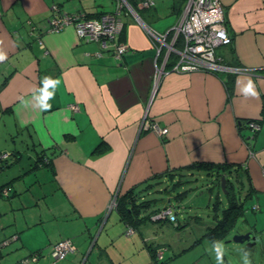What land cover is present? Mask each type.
<instances>
[{
    "label": "crops",
    "instance_id": "1",
    "mask_svg": "<svg viewBox=\"0 0 264 264\" xmlns=\"http://www.w3.org/2000/svg\"><path fill=\"white\" fill-rule=\"evenodd\" d=\"M154 2L148 12H142L146 17H141L142 21L158 32L170 30L175 21L164 30L153 27L158 19ZM219 2L232 42L220 47L223 55L218 54L225 62L234 61L252 70L235 74L230 93L225 72L166 69L154 85L156 45L143 26L128 16H122L124 26L119 34L128 49L120 57L102 50L95 41L80 38L72 26L49 30L48 21L55 12L96 16L111 12L113 0H0V52L7 57L0 62V157L17 156L15 146L23 142L35 152L42 151L50 160L51 167L46 169L55 189L75 219L72 226L57 223L54 229L55 210L48 207L15 227L14 216L1 213L2 236L9 230L23 242L24 231L33 225L32 233L39 241L26 243L27 250L40 251L44 258L52 244L70 239L76 250L58 263L78 264L84 252L107 247L96 239L93 242L94 228L99 239L112 221L111 225L120 227L113 233L107 228V235L122 240L123 226L116 214L111 218L115 207L107 210L110 200L156 176L167 179L168 170L199 162L239 168L253 188L248 199L258 206L256 221L264 220V124L256 133L247 126L248 120L264 116V0ZM45 77L59 81L54 98L48 101L49 111L31 106L37 103L34 97L40 95ZM249 81L258 97L244 95ZM22 99L30 105L25 107ZM72 105L76 109H71ZM144 120L156 122L167 133L160 136L145 129ZM16 176L12 172L0 175V187L11 189L7 199L15 196L16 190H25L30 181L23 177L18 184L12 181ZM9 202L12 211L16 201ZM215 218L213 212L212 222L193 221L201 229L202 241L205 228L213 225ZM177 222L178 229L168 222H147L134 232L143 246L165 248L163 259L169 260L165 264L179 259L180 264H192L182 255L198 244L197 239L185 247L188 241L183 238L188 237L184 232L190 221ZM71 228L72 232L68 231ZM70 232L79 234L83 242L76 244ZM3 256L1 252V264ZM109 258L107 264H114L110 253Z\"/></svg>",
    "mask_w": 264,
    "mask_h": 264
},
{
    "label": "rangeland",
    "instance_id": "2",
    "mask_svg": "<svg viewBox=\"0 0 264 264\" xmlns=\"http://www.w3.org/2000/svg\"><path fill=\"white\" fill-rule=\"evenodd\" d=\"M155 1L156 8L158 9V19L153 23V27L164 30L168 25L175 21L176 14L170 11L171 0ZM221 51L222 49L220 48L216 49V53H222ZM28 144V142H23V144L15 146V149L19 151V153H17L19 157L18 161H16V163L11 165L9 168L5 169L6 171L4 172H12L13 175H17L12 181L18 184H21L20 180L23 177H28L30 181L27 182V188L25 190L24 188L16 190L15 192H17V194L11 197V200L7 199V197H0V215L1 213H4V215H8V213H10L12 218L14 216L16 227L18 222L24 223V221H29L31 215L35 216L43 214L45 208L51 207L55 210L54 214L57 219L54 226L51 227L55 229L57 223H68L72 226L75 219L70 215V210L67 208L62 195H60V193L55 189L56 186L52 181L53 177L50 171L46 169V167L38 166L35 169L32 167L36 161L37 155L40 154V150L35 152ZM14 157L10 156L7 160H14ZM4 172H1L0 175L4 174ZM197 177V179L190 178L191 181L177 185L176 189H173L174 185H176L174 184V181L172 182L167 179L164 180V178L161 177L159 183L153 184L151 188L144 190L143 192L139 190V193L143 194L147 200H152V206L150 208H158L161 206L163 201L166 200L167 195L171 197L172 193L176 194L177 192L186 190L183 197L181 196L178 201L174 200V197L171 198L172 213L177 217V220L180 223L184 220L190 221L189 227L184 232L185 236L188 237L183 238V240L188 241V243L184 244V246L186 247L187 245H190L196 239L198 244L182 256H184L186 260L190 261L192 264H205V262L216 264L215 254L212 252L213 243L209 242L205 237H203V241L201 238L199 239V237L202 236L199 234L201 229L197 227L198 223L195 224L193 221H195L194 218L196 217L203 221H212V203L215 201V198L217 197L220 201L218 210L219 214L220 211L227 206V200L223 191L218 189V186H211V189H207L211 183L206 176L200 177L197 175ZM241 177L244 186H246L244 178L245 175L242 174ZM183 179L187 180L188 178L183 177ZM169 193L171 194L169 195ZM252 200V198H249L244 201L246 211L236 222L235 227L228 236V239H226V241L232 239L235 233H250V238L254 239L253 242L251 241L252 245L247 246L250 241H245L243 243H236L233 241L226 243V241H221L224 246V264H244L243 254L245 251L249 253L250 264H264V220L257 223L256 219L259 215L257 216V211L250 209ZM9 201H16L12 211L9 210L11 208ZM113 207H116V200ZM150 208L145 210L144 213H150ZM107 214L108 213H106V216ZM114 214L116 213L112 211L111 218H114ZM4 215H2V217ZM111 223L112 221L102 230L99 239L96 235V228L91 231V237L94 236V239H96L99 245L106 244L107 246L106 248H102L100 250L101 255L100 252L97 251V247H95L90 254L84 252V257H79L78 264H107L110 259L109 253L114 258V264H154L150 262L147 251L143 246L138 233L133 232L132 234L127 235L121 231V236L123 238L130 239V237L133 236L129 242H126L123 238L121 240L118 236L110 238V236L107 235V228L110 233H113L117 226L120 227L118 224L115 225L114 223V225H111ZM34 227L35 226L31 225L24 231L26 236L24 237L23 242L22 240H17L16 235L12 234L11 236V231L9 230L2 232L3 236L0 234V242L7 241L6 245L1 248V252L4 255L2 257V264H59L58 262H53L49 253H44V258H40L38 262L30 261V258L33 256L35 250H27L26 243L39 241L36 233H32ZM45 227L50 226L46 225ZM68 231L72 232V228ZM37 232L41 234L42 230ZM71 232L69 234L74 236L73 239L76 244L83 242V238L80 239L81 236L79 234ZM145 235H147V233ZM85 240H87V243L90 244L89 239ZM133 242H135V244H133ZM170 254H172V252H170ZM85 258L87 259L86 261ZM44 259L46 261L49 259V261L43 262ZM179 260L174 264H180L182 259ZM168 261L169 260L167 259L165 263Z\"/></svg>",
    "mask_w": 264,
    "mask_h": 264
},
{
    "label": "built area",
    "instance_id": "3",
    "mask_svg": "<svg viewBox=\"0 0 264 264\" xmlns=\"http://www.w3.org/2000/svg\"><path fill=\"white\" fill-rule=\"evenodd\" d=\"M153 6V0H137L136 4L137 9H150ZM136 8L132 6L130 0H113L111 12L96 16H89L84 12H55L48 21L49 30L58 31L66 26H72L80 38L86 41H95L102 50L112 51L115 57H120L127 51V46L118 40L124 25L122 16L128 15L140 23L141 17ZM143 28L149 39L156 45L157 65L154 73V85L166 69L174 72L209 71L231 74H249L252 71L228 66L224 63L223 57L216 53L217 48L231 44L226 31L223 8L219 0H184L183 8L169 31L158 32L145 23H143ZM171 54L177 58L172 62L171 67H168L167 63L171 61L169 59ZM71 109H76V106L72 105ZM248 125L254 130L259 129L258 120L248 121ZM143 126L160 136L167 133V129L160 128L154 121L144 120ZM10 192V187H5L1 189L0 196L8 197ZM115 200V198L110 200L107 210L114 206ZM151 219L165 220L174 223L173 225H178L171 206H166V204L152 215ZM132 233L133 231L130 229L126 232L127 235ZM6 243L7 241L0 242V248ZM74 250L75 246L72 241L64 239L52 246L51 256L55 260H60ZM162 251L163 248L157 250V258H161ZM36 257L33 255L30 260H36Z\"/></svg>",
    "mask_w": 264,
    "mask_h": 264
},
{
    "label": "trees",
    "instance_id": "4",
    "mask_svg": "<svg viewBox=\"0 0 264 264\" xmlns=\"http://www.w3.org/2000/svg\"><path fill=\"white\" fill-rule=\"evenodd\" d=\"M130 3L132 4L134 8H136L137 0H130ZM183 4H184V0H174L173 12L174 14H176V17L180 14L183 8ZM136 10L138 14L140 15V17H143V18H146V17L144 15L141 16L142 12L149 11V10L147 11V9H137V8ZM128 17L131 18L130 16ZM225 26H226V22H225ZM118 40L121 41L119 36H118ZM230 40H231V37H230ZM230 45L231 44L226 45V46H230ZM176 58L177 57L175 55L171 54L169 57L171 61L167 63V66L171 67L172 62L176 60ZM224 63L228 66L239 67L238 65H236V63H234V61L232 62L224 61ZM216 73H220V72H216ZM234 76L235 74L233 75L231 73H227V77L224 81L227 91L229 93L231 92V89H232ZM263 110H264V107H263ZM258 123L261 126L264 124V116H263L262 121L261 122L258 121ZM42 153L43 152L40 151V154L38 155L37 160L34 163V168H37L38 166L46 167V168L51 167L49 158L45 157ZM18 158H19L18 155L17 156L15 155L14 160L8 161L7 159H2L0 157V171L5 170L9 168L11 165H13L14 163H16V161H18ZM238 170L239 168L234 167L233 165H229L228 163L227 164L226 163L211 164L210 162H199V163H195V164L183 167V168H174L166 172L167 174L165 176L167 177V180H171L172 182L174 181L175 182L174 184H176L174 185L173 189L174 188L176 189L177 185H181L187 181L188 182L191 181L192 178L197 179L198 178L197 175H199L200 177L206 176L209 179L211 185L210 186L208 185L209 187H207V189H211V186H214V187L218 186V189L222 190L220 187V179L222 176L225 177L226 181H225L224 191H227L225 192L227 206L220 211V214H217V211L219 210L220 201L217 197L215 198V201L212 203V211L215 214L216 220L212 223L213 225L207 226L205 228V232L203 234V237H205L211 243H213V241H226V239H228V236L230 235V232L235 227L236 222L243 216V214L246 211L244 207V201L247 200L248 197L251 195V193L253 192V188L250 184H248L247 182L248 177L246 175L244 177L246 181V186H244L243 180L241 177L243 172L241 171L238 172ZM161 177L156 176L153 179L144 181L136 185L134 188H132L131 190L127 191L124 194L117 195L115 213L117 215L118 221L121 222V225L123 226V229L125 231L124 233H126L129 229L132 230L133 232L139 231L140 227L147 222H155V223L156 222H167L165 220H152L151 216L156 214L160 210V208H162L165 204L166 206L168 205L171 206L172 197H174V200L178 201L181 196L183 197L186 190L182 192H177L176 194L169 193V195L171 194V197L167 195L166 200L163 201L161 206L158 208H154V207L150 208L152 206L151 205L152 200H147L143 194L139 193V190L143 192L144 190H148L149 188H151L153 184L159 183ZM183 177L188 178V179L187 180L183 179ZM2 187H0V191ZM6 187H9V186H6ZM3 188H5V186ZM149 208H150V213L145 214L144 213L145 210ZM250 209L253 211H257L258 206L250 205ZM197 218L198 217L194 219L198 223H201L202 221L199 220V218L198 219ZM168 223L171 226L174 224L172 222H168ZM186 224L187 223H185L184 225L186 226ZM176 225H173V227L177 229L180 228L179 223L177 226ZM182 227L183 226H181V228ZM62 240L64 239H61L59 241H62ZM57 242H55L54 244H56ZM54 244H52V246ZM144 246L148 253L150 262L154 264H165L167 260V259L165 260L163 259V252L165 248L159 247V248H163L161 258L159 259L157 258V254H156L159 248H155V246H153L152 244H145ZM51 248H50L49 256L53 260V262H59V261L65 260L69 254L73 253L76 250L75 248L73 252L68 253L63 259L55 260L51 256ZM41 254L42 253L40 251H35L33 255L37 256L36 260H30V261H35V262L38 261Z\"/></svg>",
    "mask_w": 264,
    "mask_h": 264
},
{
    "label": "clouds",
    "instance_id": "5",
    "mask_svg": "<svg viewBox=\"0 0 264 264\" xmlns=\"http://www.w3.org/2000/svg\"><path fill=\"white\" fill-rule=\"evenodd\" d=\"M6 54L3 52H0V62H3L6 59ZM43 87L39 90L40 95L34 97V99L37 101L36 104L31 105L34 108H39L41 111H49L51 109V104L48 103L49 100L53 99L55 96V86L59 83L58 80H53L50 77H45L42 81ZM52 88L53 91H49V89ZM244 95L252 96V97H258L259 93L255 91V87L251 81H249L248 85L243 90ZM22 104H24L25 107H28L30 105L29 101H25L22 99ZM177 220V218H176ZM178 223V222H177ZM212 252L215 254L216 264H224V246L221 241H213L212 245ZM243 260L244 264H250L249 260V253L247 251L243 254Z\"/></svg>",
    "mask_w": 264,
    "mask_h": 264
},
{
    "label": "water",
    "instance_id": "6",
    "mask_svg": "<svg viewBox=\"0 0 264 264\" xmlns=\"http://www.w3.org/2000/svg\"><path fill=\"white\" fill-rule=\"evenodd\" d=\"M143 21L140 19V24L143 26ZM32 31H33V29H32ZM169 31V30H168ZM262 119H263V117H260V118H255V119H251V120H248V121H262ZM239 123H241L240 121H239ZM248 126V128L249 129H251L252 131H255V132H257V129L256 130H254L253 128H251L249 125H247ZM261 128V125L259 124V129ZM258 129V130H259ZM225 177L224 176H222L221 177V179H220V187H221V189L224 191L225 190ZM225 192H227V191H224V194H225ZM249 239H250V233H245V234H235L233 237H232V239H230V240H227L226 241V243H228V242H230V241H233V242H236V243H243L244 241H249ZM94 240L95 239H93V242H94ZM92 242V243H93ZM93 245V244H92ZM248 246H250V245H252V244H247Z\"/></svg>",
    "mask_w": 264,
    "mask_h": 264
},
{
    "label": "flooded vegetation",
    "instance_id": "7",
    "mask_svg": "<svg viewBox=\"0 0 264 264\" xmlns=\"http://www.w3.org/2000/svg\"><path fill=\"white\" fill-rule=\"evenodd\" d=\"M253 240H254L253 238H252V239L250 238V239H249L250 242L248 241V242H249L248 244H252ZM251 241H252V242H251ZM244 242H245V241H244ZM247 246H248V245H247ZM250 246H251V245H250Z\"/></svg>",
    "mask_w": 264,
    "mask_h": 264
}]
</instances>
